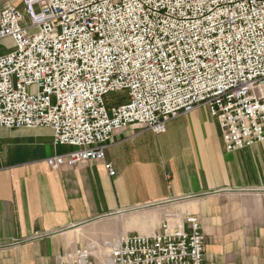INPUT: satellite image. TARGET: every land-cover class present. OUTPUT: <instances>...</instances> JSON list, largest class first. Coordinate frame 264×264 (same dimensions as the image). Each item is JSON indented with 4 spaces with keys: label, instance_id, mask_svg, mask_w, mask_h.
<instances>
[{
    "label": "built area",
    "instance_id": "1",
    "mask_svg": "<svg viewBox=\"0 0 264 264\" xmlns=\"http://www.w3.org/2000/svg\"><path fill=\"white\" fill-rule=\"evenodd\" d=\"M0 9V127L48 128L53 170L103 162L112 136L154 134L199 106L225 151L264 141V0H23ZM31 29L23 28V17ZM27 89H31L28 93ZM126 101L106 107L104 97ZM205 237L190 215H165L149 235L80 246L57 264H203Z\"/></svg>",
    "mask_w": 264,
    "mask_h": 264
},
{
    "label": "crops",
    "instance_id": "2",
    "mask_svg": "<svg viewBox=\"0 0 264 264\" xmlns=\"http://www.w3.org/2000/svg\"><path fill=\"white\" fill-rule=\"evenodd\" d=\"M22 1L0 0V9L23 12ZM20 25L34 31L25 16ZM12 50L11 39L0 40V54ZM71 150L55 146L48 128L0 127V264H57L80 247L75 227L159 203L199 219L203 264H264V141L225 151L217 120L199 106L162 134L116 132L104 151L113 177L103 162L47 166L46 158ZM151 222L129 227L149 235Z\"/></svg>",
    "mask_w": 264,
    "mask_h": 264
},
{
    "label": "rangeland",
    "instance_id": "3",
    "mask_svg": "<svg viewBox=\"0 0 264 264\" xmlns=\"http://www.w3.org/2000/svg\"><path fill=\"white\" fill-rule=\"evenodd\" d=\"M27 91L30 93L31 89H27ZM123 95L124 93H111L105 96L106 107L125 102L126 95ZM173 204H152L125 211L121 214L95 219L73 229L74 242L78 246L99 247L103 243L112 241L119 235L138 232L137 229H131L129 223L137 224L141 221L149 222L152 220L153 233L165 219V215H176L177 218H182L181 211H178V208H176L178 204Z\"/></svg>",
    "mask_w": 264,
    "mask_h": 264
}]
</instances>
